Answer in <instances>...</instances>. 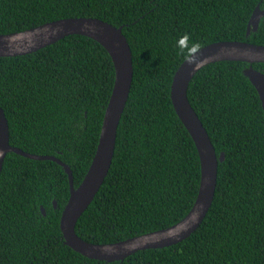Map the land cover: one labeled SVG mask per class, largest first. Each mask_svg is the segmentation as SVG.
I'll list each match as a JSON object with an SVG mask.
<instances>
[{
	"label": "trees",
	"instance_id": "obj_1",
	"mask_svg": "<svg viewBox=\"0 0 264 264\" xmlns=\"http://www.w3.org/2000/svg\"><path fill=\"white\" fill-rule=\"evenodd\" d=\"M256 5L264 10V0H0V35L85 17L121 27L128 43L131 85L107 175L74 227L80 239L116 243L186 215L200 169L169 98L184 60L177 44L187 34L201 47L218 41L264 46V15L246 35ZM250 65L264 73V63ZM248 66L211 63L188 84L189 104L215 155H224L211 206L188 238L121 261L87 259L64 245L59 230L69 195L61 167L7 153L0 171V264H264V119L242 73ZM113 79L107 52L79 35L23 56L0 57V108L9 145L56 157L69 167L76 188L94 155Z\"/></svg>",
	"mask_w": 264,
	"mask_h": 264
},
{
	"label": "water",
	"instance_id": "obj_2",
	"mask_svg": "<svg viewBox=\"0 0 264 264\" xmlns=\"http://www.w3.org/2000/svg\"><path fill=\"white\" fill-rule=\"evenodd\" d=\"M264 10L256 5L247 26L246 35L255 32ZM79 35L97 42L109 55L113 69V86L106 104L94 155L82 180L73 187L72 174L67 165L50 155H33L12 147L8 143V125L0 108V171L4 157L13 153L31 160L51 161L61 167L67 176L69 195L59 217V230L64 245L75 253L96 261H121L137 251L160 249L188 238L205 218L214 195L218 163L223 153L215 155L214 147L198 116L188 102L186 90L193 75L202 67L221 61L246 62L242 71L255 89L264 119V73L254 70L250 64L264 63V46L240 41H218L201 47L198 54L205 62L195 70L184 60L173 74L169 98L176 116L194 143L199 161V183L195 200L177 223L167 228L145 233L110 244H93L80 239L74 231L75 224L94 199L107 175L113 157L116 130L123 112L132 80L131 52L121 33V27L95 18H65L41 24L20 32L0 35V57L23 56L64 37ZM53 208L55 203L52 202ZM45 214L42 207L39 208Z\"/></svg>",
	"mask_w": 264,
	"mask_h": 264
},
{
	"label": "clouds",
	"instance_id": "obj_3",
	"mask_svg": "<svg viewBox=\"0 0 264 264\" xmlns=\"http://www.w3.org/2000/svg\"><path fill=\"white\" fill-rule=\"evenodd\" d=\"M177 55L183 57L184 62L194 66L195 70L200 67L206 59L201 60L198 54L201 52V45L198 42H190L189 35H183L177 44Z\"/></svg>",
	"mask_w": 264,
	"mask_h": 264
}]
</instances>
